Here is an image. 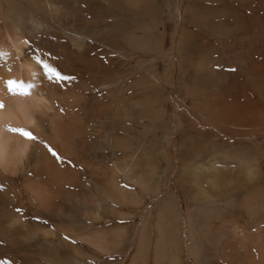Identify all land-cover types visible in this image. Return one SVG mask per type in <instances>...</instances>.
I'll list each match as a JSON object with an SVG mask.
<instances>
[{"label":"bare ground","instance_id":"obj_1","mask_svg":"<svg viewBox=\"0 0 264 264\" xmlns=\"http://www.w3.org/2000/svg\"><path fill=\"white\" fill-rule=\"evenodd\" d=\"M3 1L9 11H7V17L4 18H8L6 23L9 22L12 33L9 32L3 38L0 37V104L3 105L0 107V264H11L13 260L18 261L12 257L6 260L2 256L10 249V246H14V249L18 251L27 243H31L33 254L36 257H42L51 264H71L68 255L63 256L56 248V246L70 247L67 241L61 239L54 228H47L49 227L48 221L42 220V215L53 217L52 209L47 208L46 197L50 199L70 197L69 188L72 184L70 156L79 151L81 154L89 153L96 158L98 155H95V151L100 146L109 149V155L114 162L113 165L111 164L108 184L111 188L110 193L113 192L112 195L119 204L138 206L142 202V197L136 191L128 192L125 188L119 187L117 182L119 172L126 179L149 190L143 176H133L131 167L127 164L123 166L120 164L119 152L128 149L131 151L130 158L135 159L139 149L135 141L138 135H146H142L143 130H139L141 127L135 124L138 106L146 107L143 110L150 116L152 123L159 125L164 118L165 109L161 107L158 95L153 90L160 81L155 68L150 65L147 80L143 77L138 82L134 79L129 82L130 79L135 78L134 63L129 62L130 67L127 68L129 89L126 90L121 80L124 75V63L119 56H122L124 51L123 44L128 45L133 51L138 49L149 52L152 49L161 50V39L155 40L152 37V28L146 23V10L138 14L139 3L143 4L142 9H146L145 5L152 4L153 0H110L112 20L109 25L89 21L86 13H83L80 0H47L52 6L50 9V14L54 16H52L54 18L52 22L43 21L40 16L28 14L21 6H12L7 0ZM93 1L86 0L84 6H94ZM254 3L261 4L263 11L261 17L263 16L264 19V0H187L183 16L185 25L176 45L181 67L193 66L194 68L195 76L191 79V84L206 88L202 92L204 91L203 95L209 101L206 104L203 103V108L200 109V111L203 110L201 113L206 121L216 125L223 124L224 126L225 124L227 128L236 126L238 127L236 131L242 128L243 131L249 133L258 132L264 128V112L257 109L248 98L245 86H241V91L238 90L233 95L229 93L232 88L233 73H224L220 68H215V63L210 61L209 57L212 52H218V49L215 47L213 50L211 45L203 48L201 43L203 36L208 34L212 41H216L219 46L225 45L228 51H233L237 45L244 46V43L249 44L250 49H255L257 47L255 39L251 37L246 39L249 29L244 24V19L247 15L238 10L240 6L246 7L247 4L250 5L251 10H255V5H252ZM11 8L14 11H11ZM92 8H95V20L102 17V10L100 11L95 6ZM69 17L71 20L67 24L64 19ZM148 18L151 17L148 15ZM126 20L130 21V26ZM259 20V40L257 41L259 48L257 50L263 54L264 21L261 18ZM157 23L159 25V22ZM26 27L30 28L27 35ZM4 29L7 30V28ZM110 30L112 44L111 47H107L105 33ZM219 46L217 47L220 48ZM49 47L58 48L60 56L50 57L47 52ZM108 53H110L108 59L112 72L107 80L104 79L107 68L102 56ZM64 54L67 58L62 56ZM245 54L244 49L242 59L245 58ZM44 65H48V68L46 69ZM252 65L256 74L262 72L261 62L254 59ZM245 78L248 79L247 75ZM8 81L22 82L25 87L21 89L14 86L15 94H13L9 91ZM148 82L151 86L149 93L144 91L138 97L133 93L128 94L132 88ZM256 84L257 92L264 96V77L256 81ZM27 85L31 87L28 88ZM213 86L219 91L218 94L215 93L217 95L210 90ZM193 91L187 93L188 98L190 97L194 103L199 102L200 97L196 96V90ZM229 98L235 102L227 103ZM239 98H246V100L240 103ZM94 103L99 109L97 113L92 111ZM105 114L110 120L101 119ZM124 122L127 124L129 122L126 134L122 133ZM94 127H98L97 131H94ZM180 127L182 128V125ZM11 129H22L34 138L21 135L20 132ZM147 134L150 135L151 131ZM86 136L92 142L88 150L85 149ZM194 140L184 138L181 149L183 151L187 149L185 155L193 157L198 154L197 143ZM214 149L216 148H213L215 152ZM53 152L56 153L55 156ZM58 152L63 156L61 162L64 170L59 169ZM226 152H217L218 158L228 161L229 156ZM216 158L214 155L213 160ZM182 171L189 172V186L197 202L217 199L210 190L220 189L222 185H238L237 188L228 189L227 195L229 196L240 191L241 183H244L242 189H247L246 186L257 180V168L251 164L247 165L244 171L241 170L240 174L235 172L231 166L220 167L215 164L196 165L191 169L187 159L184 158ZM100 174L101 169L95 175L98 180ZM240 177L243 178L241 183L238 181ZM201 179L206 181L209 188L201 184ZM92 180V177H89L87 183H91ZM162 184L158 185L154 193L159 191ZM85 189L89 191V184ZM257 195L259 194L256 188L247 190L237 218L220 220L217 227L210 225L207 228L216 218L217 213L222 212L220 208H218L220 212H211V214L210 212L200 213L201 211L191 213L188 220V234L191 239L188 251L196 264L204 263L208 254L204 246L207 243L214 246L222 237L229 240L220 255L228 259L229 264H264V230L255 229L249 232L241 227L230 226L238 224L234 221H243L242 216L245 211L263 214L264 205L258 203L257 200L260 197ZM173 198V192H169L161 201L156 223L159 237L155 244V264H181L176 252L180 250L179 240L182 231L179 225L166 220L165 215L167 214L164 212L171 204L169 200ZM54 201L53 199L52 202ZM90 203L95 205V210L93 213H88L83 209V218L85 215L88 221L98 220L100 218L98 215L100 216L103 209L102 200L90 199ZM85 212L88 216L84 214ZM111 212L114 215L120 214L122 217L132 216L128 213H119L115 209ZM174 213L176 215L175 208ZM55 224L56 229H59L57 222ZM148 228L149 219L142 224L140 238L138 237L140 239L139 258L137 257L134 264L147 260L145 244ZM60 230L83 238L78 234L80 230L77 233L76 228L73 229L70 225L64 224ZM230 234H233V237ZM44 247H49V249L43 252ZM171 248L175 253L169 251ZM74 254L76 255L75 261L81 259L76 249Z\"/></svg>","mask_w":264,"mask_h":264},{"label":"rangeland","instance_id":"obj_2","mask_svg":"<svg viewBox=\"0 0 264 264\" xmlns=\"http://www.w3.org/2000/svg\"><path fill=\"white\" fill-rule=\"evenodd\" d=\"M4 2L5 1L0 0V4H2L0 5L1 38H3L9 32L12 33L11 27L8 25L9 22L6 23V21H8V18H4L7 17L6 15H8L9 12ZM7 2H10L12 6H21L23 10H25L28 14H33L37 17L40 16V19L43 21L52 22L54 20V16L50 14V9L52 8V6L47 0H7ZM186 2L187 0H153L152 4L145 5L146 9H142L143 4L139 3L138 14H141V12H144L146 10L147 16L149 15L151 17L147 19L146 16L145 19L147 25L152 28V37L155 40L161 39L162 47L160 51L154 49H152L151 52L142 49L133 51L128 45H122L124 51L121 54L122 56H119V59L123 60L124 63V75L121 77V80H123V84L125 85L126 90L129 89L127 86V68L130 67L128 66L129 62L134 63L135 68V78L130 79L129 82L133 81V79L138 82L143 77L148 78V68L150 67V65H152L155 68L157 78L160 81L159 85L153 90L158 95L161 107L165 109V115L159 125H157L155 124V122L152 123L149 118L150 116L147 114V112H144L143 109L146 107L138 106V114L135 116V124L137 123L136 125L139 128L141 127V129L139 130H143L144 133L142 132V135H146H138L135 141L136 146L139 148L137 150L138 152H136L135 159L130 158L131 151L128 149H124L123 151L121 150L119 152L121 156L120 164H122V166L127 164L129 167H131L133 176H143L145 182L148 184L149 190H146V188H143L136 183L126 179V177L120 172L117 178V182L119 184V187L125 188L128 192L136 191V193L142 197V202L140 205L144 203L145 194L155 195L156 210L158 212L157 220L161 208L162 198L165 194L173 192V201L169 200L171 204L167 209V211L169 210V213L166 211V209L164 212L167 214L165 215L167 217L166 220L168 222L171 221L172 223L179 225L182 231L181 238L179 240L180 250L179 252H176V255H178L181 264H196V262L189 256L188 251V244L191 241L188 234L189 216L195 213V211L197 213H199L200 211V213L210 212L209 214H211V212H220V210H218V208H220L222 212L219 214L217 213L216 218H214L210 222L207 228H209L210 225L212 227H217L220 224V220L226 221L232 218L236 219L243 197L246 195V191L253 188L257 189V192L259 194L257 195V197H260L257 200L258 203H262L264 205V201H262L264 199H261V197H264V128L258 132L251 133L243 131L242 128H240V131H236V128L238 129V127L236 126L235 128H227L225 124L224 127L223 124L216 125L214 123L206 121L204 115L201 113L203 110L200 111V109H202L203 105L208 103L207 101H209L204 97V91L202 92V90L206 88L199 87V85L197 84H191L190 81L195 76L194 68L193 66L182 68L178 61V54L176 50L177 41L179 40L181 30L185 25L183 16ZM85 3L86 0H80V5L83 6V13H86L89 21H91L92 23H95L97 21L98 23H108L107 25L111 23L112 10L110 0L93 1L94 6L100 11L102 10V17H100L98 20H95V8H92L94 6H84L86 5ZM252 5H255V10H251L250 5L248 6V4L246 7L240 6L238 10L241 13H246L247 15V17L244 19V24H246L247 28L249 29L246 39L248 40L250 39V37L252 39H255V46H257L255 47V49H250V47H248L249 44L244 43V46L237 45L233 48V51H228L225 45L219 46L217 45L216 41H212L210 35L208 34H205L203 36V41L201 44L203 48L210 47L211 45V48H213V50L215 47V49H218V52H212L211 56L209 57L211 58L210 61H213L215 63V68H220L221 72L224 73H233V78L231 80L232 88L231 92L229 91V93L233 95L236 91H241V86H245L247 88L246 92L248 98L254 103V106L257 109L264 112V96H261L257 92L258 87L256 84V81L264 77V52L263 54H261V52L257 50L259 48V43L257 42L259 40V18H261L262 21H264V19L263 16L261 17V15L263 14L261 4L254 3ZM11 11L14 10L12 9ZM128 18H130L129 14ZM64 20L65 23L68 24L70 23L71 19L69 17L65 18ZM126 22L129 23V26L131 25L130 21L126 20ZM157 22H159V25ZM4 28H7V30ZM29 30L30 28L26 27V35L29 34ZM105 37L107 38L106 46L111 47V30L106 31ZM217 46H219L220 48H218ZM244 49L246 54L245 58L242 59ZM47 52L50 57H58L59 55V49L56 47L47 48ZM92 53L94 54V52ZM109 54L110 53H108L107 55L103 54L102 56V60L107 68L106 78L104 79L107 80L108 75L112 72V67L108 59L110 57ZM62 56L64 58H67L66 54ZM254 59L262 63V72H259V74H256L254 72V68L252 65V61ZM220 64H222V66ZM245 75H247L248 79L245 78ZM90 76L92 77V75ZM147 78L145 80H147ZM150 87V82L145 83L144 85L143 83H141L139 86L137 85V88H132V90H130L128 94L130 95L133 93V95H137L138 97L139 95L141 96L144 91H146V93H149ZM193 90H196V96L200 97L199 102L194 103L192 102V100H190V97L188 98L187 93L189 94V91L194 92ZM210 90H212L214 94H218L219 92L217 90V87L214 86L210 88ZM245 100L246 98H239L240 103L245 102ZM229 102L234 103L235 101L229 98L227 100V103ZM96 106L97 104L94 103L92 111L95 113L99 111L98 106ZM101 119L103 121L110 120L109 116H107L106 114L104 115V117H101ZM124 123V126H122V133L126 134L129 128V122L128 124L126 122ZM180 125H182V128L180 127ZM231 128L232 130H230ZM97 129L98 127H94V131H97ZM148 130L151 131L150 135L147 134V132H149ZM85 138V149L88 150V148L91 147L92 142L87 136ZM184 138H188L189 140L195 139L194 141L197 143V155L193 157L185 155L187 149L184 151L181 149V144L182 142H184ZM214 147L216 148L214 149L215 152L213 151ZM222 151H227L226 153L229 156L228 161H225L220 157L218 158V153ZM95 153L96 156L98 155V157L96 158L89 155V153L81 154V152L79 151L69 157V165L72 172V184L69 188L70 197H56L58 198L57 200L55 197H53V199L55 200L54 202H52L53 199H50V197H46V204H48L47 208L52 209L53 217L51 218V216L49 217L46 215H42V220L48 221L47 225H49V227L47 228L51 229L52 227L57 230L59 237L64 241H67L68 245L69 239L62 237L59 232L64 233V235L66 236H68L69 234L60 230V227L66 224L70 225V227H72L73 229L76 228V230H82L83 226L86 225L85 222L88 221L85 218V215L83 218V209L84 211L87 210L88 213H93V211L95 210V205L90 203V199L94 201H96V199H101L102 208H104L105 210L109 208L108 201H115L119 206L135 207L133 205L131 206L119 204V202L113 197V192L110 193L111 188L109 187L108 179L111 174V166L113 165L112 163L114 162L109 155L110 150L105 148L104 146H100L98 149H96ZM214 155H216L217 157L216 160H213ZM57 158L59 159V169L64 170L61 162L63 156L60 152L57 153ZM184 158L187 159V162L191 169L196 165L205 164L209 166L210 164H215L219 165L220 167L231 166V168H233L235 172L240 174L242 172L241 170L244 171V168L247 165L251 164L252 166L257 168V180H254L250 185L246 186L247 189H242L244 183H241L243 181V178L240 177L238 178L239 183H241L239 192L228 196V189L237 188L238 185H222L220 186V189L210 190L211 194L214 197H217V199L208 202H197L193 191L189 186V172L184 173L182 171V161ZM100 169L101 174L98 180L95 175L97 174V172H99ZM89 177H92L93 179L91 183H87ZM200 182L201 184H203L204 186L206 185V187L209 188L205 180L201 179ZM161 183L163 184L160 186L159 191L157 193H154V190ZM88 184L89 191L85 189ZM91 193L93 197H90L92 196ZM224 197L227 198L225 199ZM197 203H200V205H197ZM174 208L176 215L174 213ZM172 213L174 214L171 215ZM84 214H86V212ZM255 214L256 213L254 211L253 213L251 211H245L242 216L244 220H237L238 222L234 221L238 224L230 226L241 227L245 230H248L249 232L255 229L264 230V210L263 214ZM59 215L61 216L59 217ZM246 215L247 217H244ZM86 216H88V214H86ZM172 216H174L175 219ZM53 219L54 221H51ZM147 219H149L147 237V240H149L151 231V219ZM56 222L59 226V229H56ZM155 228L157 230L156 224ZM157 233L159 237L158 230ZM70 234L72 236H77L72 233ZM230 235L233 237V234ZM228 240L229 239L222 237L217 240V243L214 246H211L207 243L204 247L208 254L206 255L203 264H229L228 259L223 258L220 255L221 250H224ZM215 241L216 240H214V242ZM146 246L147 244H145V247ZM14 248V246H10V249L2 256V258L6 260L10 257L18 259V261H11V258V264H51L42 257H36L33 254L31 243L25 244L18 251H16ZM64 248L68 249V247L66 246ZM46 249H49V247H44L42 251L44 252L46 251ZM169 251L175 253L173 248H171V250L169 249Z\"/></svg>","mask_w":264,"mask_h":264},{"label":"crops","instance_id":"obj_3","mask_svg":"<svg viewBox=\"0 0 264 264\" xmlns=\"http://www.w3.org/2000/svg\"><path fill=\"white\" fill-rule=\"evenodd\" d=\"M108 205L109 208H107V210L104 208L101 210L100 216L98 215V217H100L98 220L87 221L80 232L79 229L76 230L83 238L70 234L66 236L64 233L59 232L62 237L69 239L68 242L70 246L68 249L60 246L57 247L60 254L63 256L67 254L71 259V264H134L137 257L139 258V238L142 224L147 218H150L151 231L149 240H147L146 243L147 246L145 247V256L147 260H145V262L138 261L137 263L155 264L154 252L156 240L158 238V233L155 228L158 213L156 210L155 195L145 194L144 203L140 206L124 207L117 205L115 201H108ZM114 209L119 213H128L133 216L122 217L120 214L114 215V213L112 214L111 212ZM111 234L113 235L111 236ZM75 249L78 250L80 254V260H74L76 257L74 254Z\"/></svg>","mask_w":264,"mask_h":264},{"label":"snow or ice","instance_id":"obj_4","mask_svg":"<svg viewBox=\"0 0 264 264\" xmlns=\"http://www.w3.org/2000/svg\"><path fill=\"white\" fill-rule=\"evenodd\" d=\"M44 67L47 69V68H48V65H44ZM49 71H53V70L49 69ZM57 75H58V74H57ZM7 83H8L9 91H10V92H13V94H15L14 86H15L16 88H21V89L25 87V86L23 85L22 82L8 81ZM27 87L30 88L31 85H27ZM24 94H27V93H24ZM0 107H3V105L0 104ZM11 130H12V131L20 132L21 135L27 136V137H29V138H34V137L31 136L30 133H28V132H26V131H24V130H22V129H11ZM49 151H52V150L49 149ZM52 154H53L54 156L56 155L55 152H53Z\"/></svg>","mask_w":264,"mask_h":264}]
</instances>
